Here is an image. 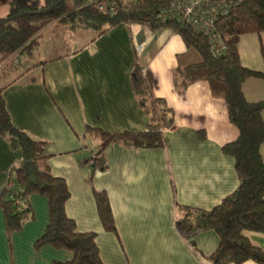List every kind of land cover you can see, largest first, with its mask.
<instances>
[{
  "label": "crops",
  "instance_id": "1",
  "mask_svg": "<svg viewBox=\"0 0 264 264\" xmlns=\"http://www.w3.org/2000/svg\"><path fill=\"white\" fill-rule=\"evenodd\" d=\"M93 37L74 52L32 60L40 64L18 70L2 84L12 122L46 141L50 169L70 191L66 213L80 231L96 234L105 264H212L207 257L216 248L218 235L212 230L185 235L176 220L182 214L179 206L210 209L238 185L234 158L222 151L238 136L224 100L211 95L206 81L180 85L178 68L200 62V56L169 28L151 32L141 24H119ZM135 62L151 76L154 95L172 109L173 125L164 131L165 146L134 149L109 144L104 151L107 168L88 182L98 146L86 134L88 125L109 132L147 128L148 116L131 87ZM257 78L243 83L249 101L264 99V85ZM261 153L264 160V142ZM20 159V150L0 135V196L10 169ZM94 189L107 193L115 231L104 229ZM30 203L33 217L12 234L0 206V264L70 260L66 249L50 244L35 247L46 229L48 207L38 194L30 197ZM245 234L264 251L263 233Z\"/></svg>",
  "mask_w": 264,
  "mask_h": 264
},
{
  "label": "trees",
  "instance_id": "2",
  "mask_svg": "<svg viewBox=\"0 0 264 264\" xmlns=\"http://www.w3.org/2000/svg\"><path fill=\"white\" fill-rule=\"evenodd\" d=\"M109 1L116 4L112 13L100 10L96 5H82L81 0H9L7 12L0 16V83L18 71L19 66L13 61L17 54L23 55L21 66L24 69L40 64L32 63L39 45L38 36L52 23L56 25L52 28L55 31L61 25L68 31L89 29L94 33L93 39L119 24L134 23L151 32L169 28L180 35L200 56V62L178 68L180 85L185 87L200 80L208 82L211 95L224 100L228 119L238 129L237 138L222 146V151L234 158L238 185L210 209L179 206L182 214L177 218L176 226L188 236L207 230L218 235V244L207 257L212 264H241L246 260L264 264V251L252 244L245 234L246 231L264 234V160L261 153L264 99L247 100L242 87L248 78H264V71L244 66L239 52L242 35L264 31V0H237L227 14L218 17L215 29L226 46L220 55H213L207 37L190 24L165 15L168 0ZM4 86L0 84V135L21 152L20 161L10 169L13 184L6 185L0 196L7 232L19 231L33 217L29 199L38 194L46 199L48 222L44 233L34 243L35 247L50 244L71 253L70 260L54 261V264H105L96 234L80 231L66 213L70 191L66 181L50 169L46 141L33 137L12 122L2 96ZM131 87L148 116L147 128L109 132L88 125L86 134L98 141L88 182L92 181L95 172L107 168L104 151L109 144L134 149L165 146L164 131L173 125V112L164 98L154 95L151 76L143 73L137 62L131 71ZM200 135L205 137L203 131ZM93 191L104 229L115 231L107 193Z\"/></svg>",
  "mask_w": 264,
  "mask_h": 264
},
{
  "label": "rangeland",
  "instance_id": "3",
  "mask_svg": "<svg viewBox=\"0 0 264 264\" xmlns=\"http://www.w3.org/2000/svg\"><path fill=\"white\" fill-rule=\"evenodd\" d=\"M8 7L9 0H0V16L7 12ZM53 27H56L55 23L45 28L38 36L39 45L34 52L33 61H43L51 56L74 52L88 42L94 34L91 30L85 28L68 31L59 26L55 31L52 29ZM59 28L60 30H58ZM239 52L244 66L264 71V31L260 34L242 35L239 41ZM21 65L18 70L23 69ZM6 81L4 80L0 84ZM258 81L264 85V78H259ZM262 118L264 121V111L262 112Z\"/></svg>",
  "mask_w": 264,
  "mask_h": 264
},
{
  "label": "built area",
  "instance_id": "4",
  "mask_svg": "<svg viewBox=\"0 0 264 264\" xmlns=\"http://www.w3.org/2000/svg\"><path fill=\"white\" fill-rule=\"evenodd\" d=\"M237 0H168L165 15L179 22L190 24L195 31L207 37L213 55L225 51V42L215 29V21L219 16L227 14ZM82 5H96L100 10L112 13L116 4L109 0H81ZM140 51H138L139 53ZM23 55L17 54L13 61L21 65ZM145 71H143L144 73ZM9 180L8 185H12Z\"/></svg>",
  "mask_w": 264,
  "mask_h": 264
}]
</instances>
